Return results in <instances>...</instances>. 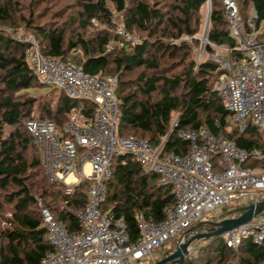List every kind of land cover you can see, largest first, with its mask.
Segmentation results:
<instances>
[{
  "label": "trees",
  "instance_id": "obj_1",
  "mask_svg": "<svg viewBox=\"0 0 264 264\" xmlns=\"http://www.w3.org/2000/svg\"><path fill=\"white\" fill-rule=\"evenodd\" d=\"M39 1L36 2L44 6L42 16L37 17L43 20L50 12L43 15L44 11L53 0ZM73 1L76 10L70 15L66 13L72 7H62L51 12L50 19L37 22L33 11L27 18L20 14L19 0H0V22L14 27L22 23L37 39L42 54L76 63L91 75L116 76L115 95L120 108L118 135L146 139L151 146H157L161 137L168 135L163 152L183 155L189 143L178 137L177 132L206 127L213 135L222 133L238 147L261 150L262 159L253 164L264 163V141L258 128L249 124L240 132L231 125L229 112L213 89L221 73L217 64L207 59L196 63L191 44L166 41L197 33L205 0H156L155 4L148 0ZM36 2L32 1V6ZM108 2L121 13L127 31H139L148 38L133 44L121 40L113 30ZM236 2L245 22L253 10L254 26L264 33V0ZM91 20L102 26L89 31ZM209 24L207 39L211 43L234 45L219 0H211ZM111 41L121 43L108 50ZM28 47V43L0 31V264H39L45 250L51 247L35 194H39L42 204L68 230L78 229L77 217L61 208V204L77 211L86 201L87 182L80 183L68 196L62 184L47 179L40 151L26 130L25 121L50 119L61 132L69 121L88 124L94 117L95 104L70 98L55 88H51L50 98L44 101L26 95L34 87L49 86L37 78L27 63ZM205 51L209 53L213 48L207 45ZM135 70H139L135 78L125 80L124 76ZM173 112H177L176 125L168 133ZM217 159L216 155L214 162ZM35 178L42 183L33 184ZM172 203L169 188L156 185V174L144 171L131 155L115 158L100 208L110 209L114 217L123 219L130 239L138 235L137 214L159 221L163 209ZM229 205L232 206L229 210H220L219 220L237 217L246 207ZM210 226L203 223L186 232H209ZM203 241L184 264H264V244L244 240L233 250L224 245L220 236ZM175 248L165 251L162 258Z\"/></svg>",
  "mask_w": 264,
  "mask_h": 264
},
{
  "label": "built area",
  "instance_id": "obj_2",
  "mask_svg": "<svg viewBox=\"0 0 264 264\" xmlns=\"http://www.w3.org/2000/svg\"><path fill=\"white\" fill-rule=\"evenodd\" d=\"M219 1L234 45H216L204 37L203 42L213 51L205 53L204 58L201 52L196 63L211 60L221 71L213 89L229 112L231 125L240 132L249 124L264 128V42L258 40L254 12L250 10L245 22L236 0ZM204 6L209 15L211 0H205ZM114 29L125 40L140 42L122 25ZM25 42L29 44L25 50L27 63L41 82L59 87L70 98L95 104L94 117L88 124L69 121L61 132L50 119L25 121L50 182L62 184L68 196L80 183L87 182L86 201L80 210H73L65 203L60 206L76 215L78 229L68 230L37 200L51 246L39 264H155L153 250L177 234L178 243L186 241L192 235L186 231L205 212L220 213L233 200L241 206L264 200V165L253 164L262 159L261 150L238 147L222 133L213 135L206 127L177 132L178 137L189 143L183 155L163 152L168 135L162 136L157 146L139 137L120 136L117 134L120 108L115 95L116 76L91 75L76 63L42 54L37 40L28 38ZM176 118L168 133L176 125ZM122 155H131L144 171L156 174V185L168 187L173 197V203L163 209L159 221L152 216L136 215L135 239L129 238L122 218L114 217L110 209L100 208L113 161ZM216 155L218 159L214 162ZM219 236L233 250L244 240L262 245L264 215ZM196 249L189 245L184 259L190 258Z\"/></svg>",
  "mask_w": 264,
  "mask_h": 264
},
{
  "label": "rangeland",
  "instance_id": "obj_3",
  "mask_svg": "<svg viewBox=\"0 0 264 264\" xmlns=\"http://www.w3.org/2000/svg\"><path fill=\"white\" fill-rule=\"evenodd\" d=\"M32 1H37V2H41L39 0H19V8H20V14L24 15L26 18L29 16L30 14V11L32 12L33 11V14L35 15V17L33 18L35 21L37 22H43L44 21V18L46 19H50L51 16H49L51 14V12L57 10L58 8H65L67 6H70L72 7V9H70V11H67V15H70L71 14V11L73 9H75V6H74V1L73 0H57L56 3L54 2L55 0L52 1V3L50 4L51 6H49L43 13V15L50 11L47 15H45V17L42 19H39L38 17L42 16L41 15V11L43 10V6L41 3H37V4H34L32 6ZM150 3L152 4H155L156 3V0H148ZM108 7L110 8L111 12H112V22H113V25H114V28L119 24V25H122V15L120 12H117L112 6L111 4L108 2ZM76 10V9H75ZM38 16V17H37ZM63 20V18H62ZM61 19H59V22L62 21ZM92 22V25H90L88 27V30L89 31H94L95 29L99 28L102 26V24L98 23L96 20H91ZM123 26V25H122ZM209 15L206 14V10H205V6L204 8L202 9V12H201V17H200V25H199V28H198V31L196 34L194 35H187V34H183L177 38H172V39H166V41L169 43V44H180L181 42L183 43H186V44H191L192 46V55L195 57V61L200 57V53L202 52V58H204L206 56V46L207 44H205L203 42V38L204 37H207V32L209 30ZM124 27V26H123ZM113 28V30L115 31V29ZM125 29V28H124ZM126 30V29H125ZM0 31L8 34L9 36H12L14 39L18 40V41H21V42H25L28 38L30 39H35V36L33 35V33H31L30 30H28L22 23H19L16 27L14 26H10L9 24H6V23H2L0 22ZM127 31V30H126ZM132 36L133 38H136L138 39L139 41L143 40V39H146L148 38L146 36V34L144 33H141L139 31H128ZM116 34V33H115ZM121 40L123 41H127L125 40L124 38H122V36L116 34ZM156 38V37H155ZM154 41H152L153 43L156 42V39H152ZM202 40V41H201ZM258 40L261 41V42H264V33H263V30H259L258 32ZM196 41V42H195ZM129 43H131L130 41H127ZM27 43V42H25ZM120 41H111L109 43V45L107 46V49L110 50L112 49L113 47H119L120 45ZM133 44V43H132ZM204 49V51H203ZM139 72V70H135L133 71L132 73H129L127 75L124 76L125 80H130V79H133L135 78V76L137 75V73ZM112 76V75H110ZM51 88H55L57 91H59V87L53 85V84H49V86H39V87H34L33 89H30L28 91L25 92V94L29 95V96H32L34 97L35 99H38V100H42L44 101L45 99H48L50 98L49 96L51 95L49 93V91L51 90ZM54 94H57V92H55ZM177 116V112H173L172 115H171V122H170V126H171V123L172 121L176 118ZM73 118H75V116H72ZM73 118L71 120H73ZM169 126V128H170ZM230 127H228L229 129ZM259 132H260V135H261V141H264V128H258ZM115 160V159H114ZM260 165H264V163H261ZM39 181L42 183V181L40 179H37L35 178V180H33V184H38L39 185ZM47 186V184H46ZM50 190V189H49ZM38 193L35 194V198H36V201L38 199H40L38 197ZM41 200V199H40ZM42 202V201H41ZM229 204H234V200L231 202V203H228L226 205H224L221 209L223 211H227L230 209V206ZM37 205L39 206L38 204V201H37ZM220 217V213H215L213 210L211 211H208V212H205L198 221H196L195 223L193 224H196L197 222L199 221H205V220H219L218 218ZM178 239H179V235H175L173 237H171L164 245H166L164 248H158V249H155L153 250V257L155 258L156 261L160 260L163 256V254L165 253V251L169 250V249H174L178 243ZM203 240L205 239H200V240H196V241H193L191 244H190V247L191 248H197L199 247L201 244H203ZM162 245V246H164ZM194 253V252H193ZM167 264H171L170 262H168Z\"/></svg>",
  "mask_w": 264,
  "mask_h": 264
},
{
  "label": "water",
  "instance_id": "obj_4",
  "mask_svg": "<svg viewBox=\"0 0 264 264\" xmlns=\"http://www.w3.org/2000/svg\"><path fill=\"white\" fill-rule=\"evenodd\" d=\"M263 213L264 200H260L244 207V211L237 217L223 218L218 221H199L198 223L194 224L192 228L196 225L206 223L212 226V230L209 232H199L192 234L187 238L186 241L177 243L176 248L172 253L156 261L155 264H167L168 262L171 264H184V256L188 255V246L193 241L207 239L211 236H219L222 232L245 223Z\"/></svg>",
  "mask_w": 264,
  "mask_h": 264
},
{
  "label": "flooded vegetation",
  "instance_id": "obj_5",
  "mask_svg": "<svg viewBox=\"0 0 264 264\" xmlns=\"http://www.w3.org/2000/svg\"><path fill=\"white\" fill-rule=\"evenodd\" d=\"M211 227V226H210ZM212 228V227H211Z\"/></svg>",
  "mask_w": 264,
  "mask_h": 264
}]
</instances>
